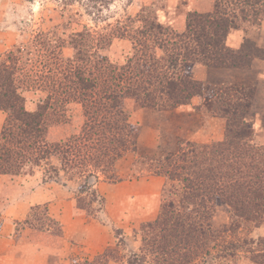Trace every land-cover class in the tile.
Returning <instances> with one entry per match:
<instances>
[{"label": "trees", "instance_id": "obj_1", "mask_svg": "<svg viewBox=\"0 0 264 264\" xmlns=\"http://www.w3.org/2000/svg\"><path fill=\"white\" fill-rule=\"evenodd\" d=\"M188 1L144 8L124 22L117 36L97 38L88 29L72 33L67 44L57 40L55 46L45 45L38 65L29 64L31 52L25 47L8 51L0 67V111L6 113L0 131V175L41 171L43 184L83 179L81 190L86 192L93 179L123 181L117 166L133 156L135 167L146 165L149 173L178 185L177 199L162 206L157 220L142 226L143 248L127 264H149V256L163 264L181 259L195 264L209 239L216 243L249 225L264 224V145L256 143L248 119L256 86L202 83L192 76L197 64L211 71L247 70L254 60H264V49L249 37L262 28L264 0H216L209 13L189 10ZM182 14L186 30L177 33L173 22ZM237 32L248 35L240 48L229 44ZM115 37L133 43L121 65L100 53ZM65 49H72L73 55L65 56ZM29 91L46 93L33 112L26 108L24 93ZM196 96L204 99L211 116L226 120L224 141H191L195 129L188 134L182 118L196 117L178 109ZM126 99L158 118L157 148L141 146V127L131 124ZM70 103L82 106L83 127L66 142H51L49 130L61 123L63 108ZM168 122L173 126L167 128ZM219 205L229 207L230 217L213 229ZM231 244L222 259L236 257L238 246Z\"/></svg>", "mask_w": 264, "mask_h": 264}, {"label": "rangeland", "instance_id": "obj_2", "mask_svg": "<svg viewBox=\"0 0 264 264\" xmlns=\"http://www.w3.org/2000/svg\"><path fill=\"white\" fill-rule=\"evenodd\" d=\"M166 2L171 3V0H0V67L7 59L8 51L20 50L22 52L24 47L31 52V55L27 57L29 64L38 65L36 62L40 56L39 52L46 48L45 45L55 46L57 40L67 44L72 33L86 29L97 38L105 33H113L117 36L118 32L123 31V24L128 18L137 16L144 8L152 7L153 4L158 3L159 6ZM132 47L133 43L128 38L115 37L110 47L100 53L107 55L112 62L121 65L126 61ZM72 52V49H65L63 53L65 56H72ZM25 59L26 55L23 61ZM35 93L41 97V102L46 97L45 92ZM125 106L129 116L136 110L143 111V123L136 126L141 127L140 144L146 147L145 131L154 130L160 133L157 128L158 118L152 113L137 108L136 101L133 99H126ZM63 109L61 123L51 126L49 130L51 142H66L70 137L78 135L83 127L84 115L80 104L70 103ZM199 112L203 115V119L204 116H211L204 106L199 109ZM3 113L5 123L6 113ZM196 119L188 115L182 118L188 134H190L189 129L196 130L201 125V122L196 123ZM171 120L175 122V118ZM130 122L135 125L133 118ZM166 126L167 128L172 127V122H168ZM211 144L214 143L208 145ZM130 157L127 159L133 158V156ZM118 168L123 170L125 165L120 164ZM147 169L149 168L146 165L136 167L137 171L129 175L127 180L152 174ZM8 176L11 177L8 179L0 177V264H14V259L17 256L21 258L27 250L25 243L30 239L56 252L57 255L53 253L50 257L49 264H63V261H60L61 258L66 264H127L129 258L133 254H139L143 248L142 226L157 220L162 206L171 199H177L174 193L178 185L161 176L165 179V185L163 192L157 197L159 202L157 213L143 220L140 216L141 212L131 211L128 200L125 202L112 200L107 192L95 190L97 182L108 181L102 178L90 180L91 188L82 192L81 186L84 180L76 179L66 183H50L43 194L48 195L49 202L29 207L23 214L20 213L21 201H25L34 193L37 186L42 185V172ZM123 179L126 178L123 176ZM69 196L75 204L77 213L76 226L72 231L64 228L65 224L58 216L65 208L62 197L69 199ZM50 203L53 204V209L55 208L58 214L51 213ZM229 217V207L219 205L213 229L228 223ZM7 224L11 225L9 236L6 235L9 234V230L4 228ZM84 225L91 227V232L85 240L81 241L79 236L82 235ZM247 228L235 232L234 235H228L227 238L224 235L216 243L209 239L210 242L205 245L204 251L202 253L200 251V256L194 259L195 264H264V258L261 256L264 253V224L259 227L249 225ZM5 237L9 240L8 243H5L7 242L3 239ZM101 241L102 243L106 241V246L99 251ZM245 241L248 244L251 243V246H245ZM231 243H236L238 246L235 248L239 250L233 251L236 252V257L222 259L221 255L226 254V252L222 253L223 251L230 252L227 248L233 245ZM252 249H254L252 253L246 252ZM7 251L8 255L4 256L3 254ZM102 254H107L108 258L104 260L97 258ZM148 262L149 264H163L158 261V258L155 260L152 256H149ZM185 262L181 259L171 264H187Z\"/></svg>", "mask_w": 264, "mask_h": 264}, {"label": "crops", "instance_id": "obj_3", "mask_svg": "<svg viewBox=\"0 0 264 264\" xmlns=\"http://www.w3.org/2000/svg\"><path fill=\"white\" fill-rule=\"evenodd\" d=\"M216 0H189L188 8L193 12L198 13H209L213 11L215 7ZM179 3V0H171L169 3L170 7H175ZM186 15L182 14L178 16L174 22L173 27L177 33H184L186 30ZM248 35H245L242 32L234 33L229 38V44L235 48H240L243 40ZM249 37L256 42L257 46L264 49V21L262 24V28L257 31L249 34ZM192 76L195 80L202 83H213L215 85H246V86H256V95L254 97V104L252 115L248 117L251 122L252 127L256 133V143L258 145H264V60L256 59L254 60L251 68L247 70H235V69H226V70H217L211 71L205 66L195 65L192 69ZM24 96L27 100V109L31 112L36 111L41 102V97L35 92H25ZM204 104V99L200 96H196L192 99L189 105L182 106L178 109L179 113L191 114L194 115L199 123L197 129L193 133L191 137V141L198 144H210V143H218L222 142L225 139V131H226V121L224 118L218 116H204L199 113V109L202 108ZM134 119L135 125H142L143 123V111L136 110L132 112L130 115V120ZM4 123V113L0 111V130L3 127ZM145 145L150 148H157L161 142V132H157L154 130L145 131ZM129 158V157H127ZM123 159L119 162L120 164L125 165V169L119 170L118 173L120 176H124L126 179H122L123 181L117 183H109V182H97L95 185V190L97 192H107L109 194V198L117 199L121 202H125L128 200L129 207L131 211L137 210L141 212L140 215L143 220L149 219L150 216L157 213L159 202L158 196L161 192H163V188L165 185V179L161 176H157L155 174H149L147 176L133 177L132 179H128V176L133 172H136V167L134 165V157L130 159ZM131 158V157H130ZM2 179H8L11 176L8 175H0ZM52 184V183H51ZM50 186V183L43 184L36 187V190L32 195L25 199V201H21V211L20 213L25 214L29 207L35 205H41L43 203H48L49 198L45 195V189ZM53 195V193H51ZM50 194V196H52ZM56 195V194H55ZM54 195V196H55ZM57 197V195H56ZM55 197V198H56ZM53 198V196H52ZM69 199H64L62 197V201L65 203V208L60 212L59 219L65 224L64 228L68 231H72L73 227L76 226L77 213L75 209V204L73 200H71V196ZM48 199V200H47ZM50 211L58 212L53 209V204L49 205ZM16 213V211H15ZM22 215V214H21ZM9 221H11L9 219ZM8 222V221H7ZM11 224V223H10ZM7 224V227L4 228L9 230V236L11 234V225ZM76 231V230H75ZM6 232V230H5ZM91 232V227L84 225L82 229V235L79 236L81 241L85 240V237H88V234ZM5 243H8L9 240L5 237L3 238ZM99 251L106 246V241L102 243L100 242ZM27 245V250L24 252L22 257L15 258L14 264H49V259L56 252H53L51 249H47L46 247L37 244L35 241L31 239L25 243ZM73 247H77V245H73ZM4 256L8 255V251L3 254ZM62 257V256H61ZM60 261H63V264H66L64 260L61 258ZM58 264V263H57Z\"/></svg>", "mask_w": 264, "mask_h": 264}]
</instances>
